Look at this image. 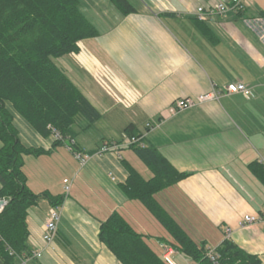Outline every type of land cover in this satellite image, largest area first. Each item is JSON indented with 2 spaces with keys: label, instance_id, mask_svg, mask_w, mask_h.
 <instances>
[{
  "label": "crops",
  "instance_id": "crops-1",
  "mask_svg": "<svg viewBox=\"0 0 264 264\" xmlns=\"http://www.w3.org/2000/svg\"><path fill=\"white\" fill-rule=\"evenodd\" d=\"M128 1L134 11L121 14L109 0H81L82 10L98 34L79 41L78 52L59 57L57 63L99 111L98 120L104 117L111 126L115 124L112 120L117 121L116 137L86 148L76 143L80 153L91 155L83 165L67 140L50 153L23 157L24 166L30 157L51 161L54 155H61L70 161L72 156L70 179L58 175L62 178L57 185L34 181L23 169L26 184L32 191L38 188L34 192L45 190L55 196L64 195V178L70 188L77 179L92 197V201H78L69 198L68 192L62 209H72L76 215L82 212L83 218L68 225L60 217L54 242L41 258L45 254L55 264H120L97 239L100 221L114 210L136 231L150 235L145 230L149 227L139 219L144 217L152 225L151 220L156 219L120 189L128 176L123 160L144 178L151 176L135 153L123 145V129L133 124L143 132L144 142L154 146L177 171L187 173L154 195L180 227L196 243L213 245L208 251L228 238L264 264V222L239 224L245 214H264V184L250 165L256 162L264 166V43L245 22L246 17L264 19V0H247L242 15L227 11L208 15L205 20L197 19L196 7L229 0ZM234 81L246 84L252 96L245 99L240 93H227L226 85ZM211 90L218 92L217 99L170 114L168 108L175 100ZM7 107L25 146L51 147L53 135L40 136L10 104ZM147 122L151 128H145ZM106 142L120 145L97 153ZM41 203L45 205L32 206L26 218L31 250L43 245L42 226L51 205L45 198ZM39 206H46L44 212L38 211ZM89 228L93 237L88 240ZM71 230L79 231V245L73 244ZM58 240L73 246L77 260L56 246ZM168 240L156 237L160 241L156 251L161 255L171 246ZM41 258L30 259L27 264H44Z\"/></svg>",
  "mask_w": 264,
  "mask_h": 264
},
{
  "label": "trees",
  "instance_id": "trees-1",
  "mask_svg": "<svg viewBox=\"0 0 264 264\" xmlns=\"http://www.w3.org/2000/svg\"><path fill=\"white\" fill-rule=\"evenodd\" d=\"M121 13L134 11L128 0H109ZM244 11L238 14L242 15ZM98 30L83 12L81 0H0V198L7 202L0 212V264H18L30 255L27 215L45 198L60 205L64 195L34 192L26 184L24 155L47 154L69 141L78 151L74 124L78 116L88 128L99 119V111L73 84L55 59L79 50L78 42L95 37ZM22 117L42 137L57 133L49 149L25 146L18 137L13 116ZM125 136L141 137L133 124L123 129ZM129 147L151 172L144 178L123 160L128 172L121 191L138 200L170 236L176 253L192 264H259L255 254L225 238L213 251L196 243L155 199V194L187 176L177 171L158 150L143 141ZM90 152V151H89ZM251 170L264 184V166L253 162ZM97 239L120 264H169L152 248L145 235L136 231L116 210L100 221ZM159 240H163L160 238ZM166 240V239H164Z\"/></svg>",
  "mask_w": 264,
  "mask_h": 264
},
{
  "label": "built area",
  "instance_id": "built-area-1",
  "mask_svg": "<svg viewBox=\"0 0 264 264\" xmlns=\"http://www.w3.org/2000/svg\"><path fill=\"white\" fill-rule=\"evenodd\" d=\"M247 5H248L247 0H229L227 3L218 2L215 5L207 8L203 6L196 7L195 15L197 19L205 20L208 15H211L213 13L224 14L227 11H232L233 13L238 14L239 12L244 11ZM245 22L256 33L259 40L264 43V19L260 16L246 17ZM225 89L227 93H240L245 99H249L252 96L250 89L242 81L230 82L226 85ZM217 98H218V92L211 90L209 92L199 93L195 96L179 98L175 100L168 109L170 114H175L183 109L191 108L203 102L215 100ZM151 126L152 125L149 122L145 124L146 128H151ZM53 137L58 138L59 135L57 133H53ZM142 137L143 135H141V137L140 136L139 137L132 136L130 138L126 137L123 145L129 146L136 142H140ZM119 145L120 144L116 142H106L100 148H98L96 152L103 153L111 149H116ZM74 155L81 165H83L91 156L90 153H80L79 151H74ZM63 183H64L63 190L64 192H66L64 193V195L66 196L70 189V183L67 178L63 179ZM2 200L6 203V200L4 199ZM4 205L0 206V212L2 211ZM61 209H62V204L50 206L42 226L41 239L43 241V245L39 248L31 250L30 255H26L19 258L18 264H27L30 259L39 258L42 255L43 251L52 245L57 235L58 224L61 217L60 216ZM261 221L264 222V214H254V215L245 214L242 217L239 224L240 226H243L244 224H253ZM225 232L227 235H229L230 229L227 228ZM174 252L175 250L171 246H166L164 248L163 257L168 261L169 264H176L172 257ZM211 253L212 251L208 252L211 259H214Z\"/></svg>",
  "mask_w": 264,
  "mask_h": 264
},
{
  "label": "rangeland",
  "instance_id": "rangeland-1",
  "mask_svg": "<svg viewBox=\"0 0 264 264\" xmlns=\"http://www.w3.org/2000/svg\"><path fill=\"white\" fill-rule=\"evenodd\" d=\"M55 61H56V63H58L59 59L56 58ZM85 122H86V120L82 116H78L77 119H76L75 124L73 125L74 129H76V131H77V135L75 137L76 143H78L79 145H81V146H83L85 148L88 147V146L93 145L94 142H96V141H101L102 139L116 137V135L118 134V131H116V128H115V125L117 124V121L112 120V122L115 123V124L113 126H111L109 121L105 120V118L103 117L100 120H98L96 123L91 124L88 128L82 129V126L84 125ZM71 157L70 156L68 157L70 159V161L66 158V156H61V155L56 156V157L54 155L51 158V161H45V160H42V159H41V161H38V160H36V158L30 157L26 161V164L23 166V169L25 170V172H27L31 176V177H29L30 180L34 178L33 179L34 181H40V182L44 181V180L47 181V182L52 181V182H55V184L57 185L58 183H61V178L62 177H56V176H58V175L61 176L62 175V176H68L67 178H69V179L71 178V176L69 174L70 173L69 170H71L72 163H73V160H72L73 158H71ZM136 159H137L138 162L139 161L141 162V160L138 157H136ZM65 163H66V166L64 167ZM40 172H42L43 174L42 175L39 174ZM36 176H39V177H36ZM55 177H56V179H55ZM61 186H62V184H61ZM33 188H34L33 189L34 191L38 190V188H36V187H33ZM63 188H64V185H63ZM88 190H89L88 188L87 189L83 188L80 185L79 181L76 179V181L73 182V184H72V186L70 188L69 198H75V200L84 201V202H86L87 200L88 201H92V197L90 196L91 194H89ZM58 191H60V190H58ZM62 193H66V192H64V190H63ZM79 193L80 194L83 193V194L82 195H77ZM67 195H68V193H67ZM86 195H88V198H86ZM65 197H67V196H65ZM1 199H3V198H1ZM41 202H42V199H40L38 201L39 204H42ZM137 204H138V202H137ZM42 205H45V203H43ZM86 208H88V207H86ZM37 209H38V211L42 210L44 212V210L46 209V206H42V208H40V206H39ZM33 210H35V209H33ZM64 210H65L64 208L61 209L62 212H61V215H60L61 216V221L64 222V224H66V223L68 224V222H69V223H71L73 225V223H76V221L82 220V218H83L84 214H82V212H81L80 215L79 214L76 215L75 212L72 211V209L66 210V211H64ZM91 211H92V209H91ZM74 215H76V217H75V219L73 221H71V219H73ZM149 217H151V216H149ZM140 218L141 219H139V220L143 221V223H145L146 227H149V229H145L148 232L144 231V229H142V231L144 233L147 232L146 234L149 233L151 235V236L150 235L149 236L145 235V238L148 240V243L152 246V248L154 250H158L159 251L160 248L158 247L157 244H159V242L161 240L160 241H156V237L164 236V237H166V238H168L170 240L171 238H170L169 234H167L165 232V230L157 222V220L156 221L151 220L152 223H153V225H152V224L148 223V221H146V219L144 217H140ZM153 227H155V228H153ZM90 228H89V232L91 234L89 233V236H86V238H88V240L93 237V235H92L93 231ZM93 228H94V224H93ZM69 234L73 238V239L71 238L73 240V242H74L73 244H76V245L78 244L79 245L80 244L79 242L81 240V238L79 237L80 236L79 231L71 230V233H69ZM76 240H77V242H76ZM66 243H67V241H66ZM56 244H57L56 246L59 247V249H62L65 253H67V255L70 258H74V260H77L76 259L77 255H76V252H75L76 250L73 248V246L71 244L67 243L68 244V246H67L65 243H62V241H60V240H58ZM206 246L208 248V247H212L213 245H211V246L206 245ZM162 248H163V246L161 247V249ZM41 256H40V258H41ZM172 257L174 258V260L179 262V264H192L187 257L183 256L180 253H176L175 255H172ZM40 260L44 264H55L54 261L51 258L48 259L45 256V254H43V258H41ZM85 263H88V262H85Z\"/></svg>",
  "mask_w": 264,
  "mask_h": 264
},
{
  "label": "water",
  "instance_id": "water-1",
  "mask_svg": "<svg viewBox=\"0 0 264 264\" xmlns=\"http://www.w3.org/2000/svg\"><path fill=\"white\" fill-rule=\"evenodd\" d=\"M4 204H5V202L2 199H0V206L4 205Z\"/></svg>",
  "mask_w": 264,
  "mask_h": 264
}]
</instances>
